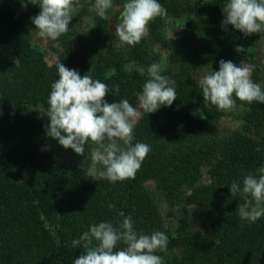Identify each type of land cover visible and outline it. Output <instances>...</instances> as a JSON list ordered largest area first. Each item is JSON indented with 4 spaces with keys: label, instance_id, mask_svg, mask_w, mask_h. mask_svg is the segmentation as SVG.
Returning a JSON list of instances; mask_svg holds the SVG:
<instances>
[{
    "label": "trees",
    "instance_id": "trees-1",
    "mask_svg": "<svg viewBox=\"0 0 264 264\" xmlns=\"http://www.w3.org/2000/svg\"><path fill=\"white\" fill-rule=\"evenodd\" d=\"M159 2L167 16L184 20L182 44L163 32L165 18L157 17L138 44L116 47L113 15L105 20L83 10L57 39L63 52L50 65L32 42L31 18L39 14V5L33 0H0V264H73L84 249L73 248L72 241L93 224L118 226L121 211L131 215L138 233L168 236L167 251L156 253L164 264H264V216L255 223L242 221L235 213L243 200L232 196L229 187L233 181L242 187L244 175L258 176L264 167V104L254 101L242 108L237 100L245 112L241 128L220 130L224 111L203 100L195 78L204 67L218 71L221 59L237 66L244 60L255 66L252 79L264 89V62L258 63L253 53L258 37H245L231 25L222 29L228 0ZM15 7L25 12L17 16ZM85 17H91L93 25L73 45L78 21ZM156 44L169 54L166 62ZM2 45L10 47L16 62L2 54ZM237 45L247 51L237 53ZM153 62L164 66L162 74L174 82L177 99L144 113L137 122L133 143L148 144L151 151L134 178L94 181L86 169L67 166L42 150L48 143L59 145L46 134L47 101L51 84L59 78L58 63L81 76L90 71L94 80L106 83L109 103L127 99L136 108V94L148 78L137 68ZM37 110L42 117L35 116ZM91 144L85 145L83 156L59 146L84 159ZM205 172L208 183L203 181ZM159 197L170 208L183 200L194 206L206 220L204 230H193L181 219L175 231L166 227ZM123 247L118 243L114 250Z\"/></svg>",
    "mask_w": 264,
    "mask_h": 264
},
{
    "label": "clouds",
    "instance_id": "clouds-1",
    "mask_svg": "<svg viewBox=\"0 0 264 264\" xmlns=\"http://www.w3.org/2000/svg\"><path fill=\"white\" fill-rule=\"evenodd\" d=\"M76 0H38L39 14L32 17L39 37L56 41L69 31L72 9ZM112 0H95L89 10L107 20V10ZM223 13L221 27L231 25L245 37L264 32V0H228ZM167 15V9L159 0H127L115 24V33L120 42L134 46L149 34V24L157 17ZM95 27V26H94ZM237 53L246 52L242 45L235 47ZM254 65L242 60L237 66L231 60L219 62V70L205 75L199 82L203 100L218 110H232L237 100L244 103L256 101L264 104V89L252 79ZM59 78L51 84L48 97L47 117L50 123L46 134L65 149H72L83 156L89 142L97 147L91 151L89 175L94 180L106 179L111 183L134 178L143 161L151 151L150 145L134 141V128L141 112L127 99L109 103L105 97L109 87L94 80L89 73L81 76L76 69L63 63L57 64ZM141 76L147 75L142 92L137 93L139 109L154 113L162 106L168 107L177 99L174 87L161 63L153 62L147 68H137ZM174 83V82H173ZM119 93V86L115 85ZM259 151V149H257ZM100 165L102 170L98 171ZM259 175L243 176L242 187L231 183L232 196L239 195L243 203L238 204L235 214L242 221L255 223L264 216V167ZM87 207V206H86ZM123 217L118 226L111 222H100L90 226L72 247H83L84 252L73 264H164L157 252H166L168 236L160 231L150 235L138 233L131 215ZM243 227V225H241ZM118 243L125 247L117 248Z\"/></svg>",
    "mask_w": 264,
    "mask_h": 264
},
{
    "label": "rangeland",
    "instance_id": "rangeland-1",
    "mask_svg": "<svg viewBox=\"0 0 264 264\" xmlns=\"http://www.w3.org/2000/svg\"><path fill=\"white\" fill-rule=\"evenodd\" d=\"M34 3L38 4V0H33ZM127 2V0H112V8L107 10L108 15H113L112 24L115 27L117 23V18L120 15V12L123 10V5ZM95 0H76L72 9V20L79 15V13L83 10L90 11L89 9L92 8L94 5ZM17 16L22 15L25 12V8L23 7H15ZM95 12V10H92ZM96 13V12H95ZM165 24L163 32L169 37L175 40L179 45L182 44L183 38L185 36V25L183 19H175L170 16H164ZM225 15H223V20ZM93 21L91 17L81 18L78 21V25L76 26V34L73 37V45H76V41L78 37L85 35L89 32V29L92 27ZM258 37V41L254 48L255 59L258 63L263 64L264 62V32L256 33ZM117 37V36H116ZM32 42L35 47L41 49L45 53V59L48 64L53 65L56 63L60 57V54L63 52V47L56 41L46 40L41 38L37 34V30L33 31ZM116 47L125 46V44L121 43L119 38L117 37L115 40ZM197 41H194L191 44V47L196 44ZM157 48L162 52V60L166 62L169 54L164 52L157 44ZM2 54L8 58L10 61L16 62V58L7 45L1 46ZM249 64V62H246ZM239 66V65H238ZM207 74H210L209 68H201L195 75L197 82L199 83L200 80ZM170 86H173V83H170ZM140 112L141 116L145 113L142 109H139V104L136 107ZM224 114L221 117L218 128L220 130H236L240 129L242 126V118L245 115L244 111L237 106L232 110H223ZM36 117H42V113L40 111L35 112ZM141 118V117H140ZM139 118V119H140ZM138 119V121H139ZM137 121V122H138ZM137 124V123H136ZM97 147L94 144L88 146L87 149V157L84 159H76L72 157L65 149L61 148L56 143H48L42 147L43 151L53 153L54 157L61 163L70 166V167H79L82 169H86L89 173V168L91 166V151L93 148ZM98 171L102 170L100 165L97 166ZM92 179V178H91ZM94 180V179H92ZM95 181V180H94ZM203 181L205 183L209 182V175L205 172ZM148 187L150 189H155V184L153 182H149ZM187 193V192H186ZM158 194V193H157ZM160 202V209L162 213V219L166 227L175 231L180 223V219L184 220L185 223H189L192 226L193 230L203 231L205 227V219L200 215V213L196 210L194 206L187 205L186 201L183 200L182 203L176 208H170L164 201L161 200L159 197Z\"/></svg>",
    "mask_w": 264,
    "mask_h": 264
}]
</instances>
